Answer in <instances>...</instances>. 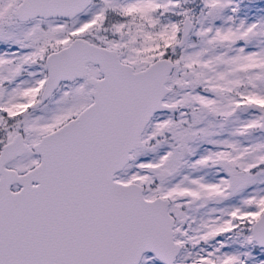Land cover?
<instances>
[{"label": "snow or ice", "instance_id": "snow-or-ice-1", "mask_svg": "<svg viewBox=\"0 0 264 264\" xmlns=\"http://www.w3.org/2000/svg\"><path fill=\"white\" fill-rule=\"evenodd\" d=\"M0 264H264V0H0Z\"/></svg>", "mask_w": 264, "mask_h": 264}]
</instances>
